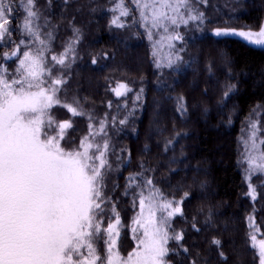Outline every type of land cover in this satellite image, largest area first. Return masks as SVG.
Wrapping results in <instances>:
<instances>
[{"label": "trees", "instance_id": "obj_1", "mask_svg": "<svg viewBox=\"0 0 264 264\" xmlns=\"http://www.w3.org/2000/svg\"><path fill=\"white\" fill-rule=\"evenodd\" d=\"M191 1L203 13V22L179 26L184 37L183 63L177 69L156 66L152 44L131 0H125L132 12L122 18L124 28L109 24L114 14L113 0H36V8L55 31L53 53L63 52L71 38L77 39L70 53L74 59L63 70L65 98L75 97L79 105L93 108L90 111L98 125L105 122L108 159L114 167L108 182L109 213L102 220L107 227L109 218H115V204L122 224L118 242L121 255L136 247L133 219L140 212L141 188L150 178L165 200L179 201L185 192L189 194L181 203L184 214L172 218L169 232L174 235L183 230L181 244L189 252L170 240L168 247L174 251L166 257L168 264H191L192 260L197 264H259L257 249L252 247L249 217L259 229L257 239H261L264 173L249 179L256 188L253 200L248 195L239 139L255 112H259L264 126V48L236 38H216L208 30H258L264 21V0ZM13 7L11 37L0 43V53L13 46L8 39L19 37L18 22L23 14L19 0H14ZM94 57L95 65L91 62ZM0 63L10 66L15 60L0 57ZM56 74L55 69L52 76ZM120 82L131 89L124 105L112 93ZM141 89L138 100L136 92ZM181 96L183 113L177 110ZM63 105L52 106L53 114L60 121L69 117L74 120L77 116ZM121 120L126 123L121 125ZM135 173H142L135 182L141 187L133 185L126 194L127 177ZM144 194L148 195L147 188ZM193 223L199 231L193 229ZM214 238L221 241L219 248L211 243ZM95 247L104 254L103 239ZM220 251L226 260L220 258Z\"/></svg>", "mask_w": 264, "mask_h": 264}, {"label": "snow or ice", "instance_id": "obj_2", "mask_svg": "<svg viewBox=\"0 0 264 264\" xmlns=\"http://www.w3.org/2000/svg\"><path fill=\"white\" fill-rule=\"evenodd\" d=\"M113 3L111 11L114 14L109 24L124 28L122 18L130 16L132 9L125 0H113ZM131 3L149 40L153 38V29H162L166 35L161 36V41L167 40L170 49H174L173 41L184 39L179 32L170 34L174 28L187 25L189 21L203 22V13L192 7L190 0H131ZM13 4L14 0H0V41L6 36L11 37L9 25L16 11ZM20 6L25 15L19 29L22 36L31 39L28 43L21 39L11 51L0 53L5 61L13 57L18 60L11 71L0 63V264H168L166 257L174 251L168 247L170 240H175L183 252L188 253L189 249L181 244L183 230L174 235L169 232L172 218L184 214L181 203L189 194L185 192L179 201L165 200L149 178L139 193L140 212L133 219L131 229L136 247L127 256L121 255L118 242L122 224L115 204L112 206L115 219L110 217L107 227L103 226L102 219H98L110 199L104 195L105 178L112 171L108 159L109 141L105 140L102 146L92 143L94 134L90 123L89 134L81 138L79 146L66 149L61 141L66 130L72 127L69 120L57 125V135L48 134L56 131L53 128L56 122L48 114L49 109L60 104L57 93L67 82L63 74L52 78V72L55 65L69 67L67 57L74 52L73 42H69L59 56L52 55L51 61L55 62L52 66L46 64L45 53L49 49L37 23L40 14L36 0H21ZM136 20L134 16L133 23ZM78 31L74 29V32ZM212 35L225 40L236 38L247 45L264 48V24L257 31L216 28ZM47 36L50 39L52 33L48 32ZM161 41H156L153 46L154 56L156 44ZM35 43L39 47L33 50ZM21 45L28 49L22 56L19 55ZM180 60L177 53L174 59H168L167 66ZM91 62L95 65L97 58ZM156 66L161 67V62L158 61ZM112 91L121 97L131 89L127 84L118 83ZM230 91L231 88L224 96L227 97ZM140 98L138 94L137 99ZM178 101L177 110L183 113V97H178ZM63 107L73 116L84 115L70 104ZM125 123L126 120L120 121L121 125ZM250 123L251 147L248 148L245 142L249 165L246 178L253 173H264V152L254 155L258 150L257 123ZM104 127L105 122L101 121V132ZM260 143L264 144V141ZM141 175L135 173L127 177L126 194L133 185L141 187L135 183ZM248 187V195L255 200L256 188L251 183ZM144 188L148 189L147 196ZM249 221V227L253 229L250 233L252 247L258 250L259 264H264V239L257 240L259 229L252 217ZM192 227L200 230L195 223ZM100 239L106 246L103 255L95 247ZM211 243L218 248L221 246L219 239L214 238ZM219 256L222 260L227 259L223 251ZM191 264H197L196 260Z\"/></svg>", "mask_w": 264, "mask_h": 264}, {"label": "rangeland", "instance_id": "obj_3", "mask_svg": "<svg viewBox=\"0 0 264 264\" xmlns=\"http://www.w3.org/2000/svg\"><path fill=\"white\" fill-rule=\"evenodd\" d=\"M20 3H21V0H19V4ZM190 3H191V6L194 8L191 0H190ZM193 3H194V0H193ZM21 9L23 11V14L21 16V19L18 22L19 25L22 23L23 17L25 15L24 10H23L22 7H21ZM37 10L39 11V9H37ZM39 14H40V18L37 20V23L40 25V30H41V32L43 34L42 35V38L47 41V43H48V49H49L45 53V62L49 66H52L55 63V62L51 61L52 55L59 56V54H60V53H53L51 51L52 40H53L55 31L53 29V26L49 23L48 19L41 18V13L39 12ZM189 22H196V21H189ZM262 24H264V21H263ZM181 25H183V24H181ZM216 28H226V27H214L212 29H209L208 31L210 33H212L213 29H216ZM143 29H144V31L146 33L147 38H148L147 30L144 27H143ZM232 29H236V28H232ZM236 30H244V31H247V30H251V29H236ZM252 31H257V30H252ZM48 32H51L52 33V36H51L50 39L47 36V33ZM175 32H179V34L183 36V34L181 33V31L179 30V27L178 28H174L170 34H175ZM164 35H166V34L163 32L162 29H159V30L158 29H153V38H152V40H150V42L152 44V52H154V47L153 46H154L155 42L156 41H161V36H164ZM18 36H19L18 37V40H16V39L9 40L8 39L9 44L10 45H13L10 48L9 51H11L15 47V45L20 42L21 39H24L26 43H28L29 40L31 39V38H29L27 36H22L21 35V32H20V29H19V32H18ZM6 39H7V36L5 37L4 40H6ZM4 40L3 41H0V43H4ZM76 41H77V39H75V38H71L70 39V42H73V44ZM181 42L182 41H173L172 43L174 45V49H170L168 47L167 40L161 41L159 44H156V47H155V52H156V55H155L156 65H157V62L160 61L161 64H162L161 67H164V68H174V69H177L178 67H180L182 65V63H183L182 56H181V51H180L181 48H182L181 47ZM254 46H257V45H254ZM37 47H39L38 43H35V44L32 45L33 50H35ZM258 47H261V46H258ZM26 50H28V49L25 48L24 45H21V50L19 52V55L22 56L23 55V51H26ZM70 53L68 54V57H67V60H68V64L69 65L71 64V61L74 59L73 57H71ZM177 53L180 55L181 60L178 61V62H176V63H174L171 67H168L167 66L168 59L170 57L174 59V57H175V55ZM12 59L15 60V63L14 64H10V66L13 67L12 69L10 68V66H8L10 71L11 70H14L15 67H16V65L18 64V60L16 59V57H13ZM55 69L57 70V74L55 75V77L52 76V78L60 77L63 74V70L65 69V67H62L60 65H55ZM63 76L66 78V75L63 74ZM45 78L47 79V77H45ZM120 83H124V82H120ZM124 84H126V83H124ZM116 86H117V84L115 85V87ZM128 87L130 88V85H128ZM66 89H67V86L64 85V86L61 87L60 91L57 93V98L60 101V104H58V105L70 104L73 107L77 108L78 111H82L84 113V115L83 116H77V117H75L74 120L72 119V117H69L67 119V120H69L71 122L72 127L70 129L66 130L65 137L61 141L62 146L65 147L68 150H71L73 148L78 147L79 144H80L81 138H83V137H85V136H87L89 134V124L90 123L93 125L92 132L94 134V139L91 142L94 143V144H99V145L102 146L103 143H104V141L105 140H108V137L106 135L107 134L106 131H105L106 129L104 128V132H101L100 131V125H98L97 123H95V121H96L97 118L93 114V112L90 111L93 108H87V107H84L83 105H79L75 97H72V99H69V97H68L66 99L65 98V97H67ZM112 93L115 95V93L113 91H112ZM140 93H141L140 91L136 92L137 95L140 94ZM129 95H130V93L128 92L125 96L118 97L119 104L124 105L125 103H127L126 102V99L129 97ZM112 104H113L112 106L115 105L114 103H112ZM53 108H54V105H53ZM52 109L51 110L49 109L48 114L56 122L53 125V128L56 129V131H49L48 134L49 135H57V132H58L57 125L60 122H62V121L58 120L57 114L54 115L53 114L54 111ZM89 117H91V119H89ZM63 121H65V120H63ZM87 122H88V129L86 130V128H87ZM250 122H256L257 123L256 144L258 146V150H257V152L254 153V155H257L258 156L261 152H264V150H263L264 144H261L260 143L261 141H264V126L260 122L259 112H255L253 114L252 118L248 121L247 128L244 130L243 135L239 139L240 145L242 147V150H241V160H242V163H243V166H244L243 173H244V176H245L246 181L248 182V185H249V179L250 178H246V177L249 176V173H248L249 165L247 163L248 151L246 150V143L245 142H247V147L250 148L251 147V143H252V141H251L252 128H251V123ZM45 123H47V119L46 118H45ZM113 167H114V164L112 163L111 168L113 169ZM111 172L108 173L106 175V178H105L104 195L106 197H107L108 192L110 190V187L108 185V182H109V177L111 176L110 175ZM253 174H256V173H253ZM252 185L254 186V184H252ZM108 213H109V206H108V204L106 202V204L104 205L103 215L101 217H98V219H105V216ZM145 215H147V213H145ZM114 219H112V220H114ZM261 239H264V237H262ZM261 239H257V240H261ZM257 252H258V250H257ZM127 253L125 255H123V256H127Z\"/></svg>", "mask_w": 264, "mask_h": 264}]
</instances>
